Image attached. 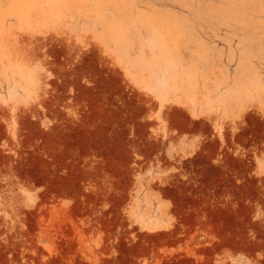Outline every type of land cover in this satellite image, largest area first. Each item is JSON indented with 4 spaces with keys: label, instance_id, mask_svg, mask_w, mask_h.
Returning <instances> with one entry per match:
<instances>
[{
    "label": "rangeland",
    "instance_id": "1",
    "mask_svg": "<svg viewBox=\"0 0 264 264\" xmlns=\"http://www.w3.org/2000/svg\"><path fill=\"white\" fill-rule=\"evenodd\" d=\"M0 264H264V0H0Z\"/></svg>",
    "mask_w": 264,
    "mask_h": 264
}]
</instances>
